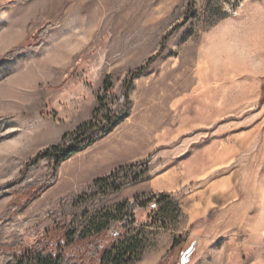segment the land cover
Segmentation results:
<instances>
[{"label":"rangeland","instance_id":"374dc122","mask_svg":"<svg viewBox=\"0 0 264 264\" xmlns=\"http://www.w3.org/2000/svg\"><path fill=\"white\" fill-rule=\"evenodd\" d=\"M258 3L0 0V264H18L4 251L43 237L61 201L134 163L140 179L104 205L167 193L181 215L171 209L161 226L153 204L138 209L144 250L132 264H264V78L217 73L194 46L200 31ZM106 80L115 121L40 193L19 192L25 206L6 216L15 190L51 177L48 158L32 162L41 150L102 121Z\"/></svg>","mask_w":264,"mask_h":264},{"label":"trees","instance_id":"16d2710c","mask_svg":"<svg viewBox=\"0 0 264 264\" xmlns=\"http://www.w3.org/2000/svg\"><path fill=\"white\" fill-rule=\"evenodd\" d=\"M51 27L52 24L46 25L40 31V35L46 34ZM21 50L23 47L16 48L7 55L8 58ZM111 88L109 81L106 80L99 92L101 106L98 112L102 116V121L94 122L92 118L87 120L75 131L65 134L58 144L45 148L36 155L32 162H38L41 158H48L52 162V175L46 182L36 180L26 188L15 190L10 205L11 209H14L8 211L6 216H11L25 206L19 199V192L37 187L34 195L40 193L54 181L56 169L62 160L103 135L106 127L115 121L117 115L107 105H103ZM138 166V163L121 166L111 174L97 179L81 195L61 201L60 219L46 229L44 236L33 245L21 243L20 248L4 251L6 258L18 264H132L141 257L144 250V240L141 237L136 211L153 204L159 217L152 223L161 226L166 224L164 221L166 219L161 220L160 216L170 214L171 209L176 219L181 215L177 201L167 193L152 195L147 200L143 199L144 195H137L132 200L114 206L104 205L126 185L140 179L141 173H136ZM124 170L127 172L122 177ZM130 176L133 177L127 184L120 183ZM183 238L175 239L163 257V262L177 251L182 245Z\"/></svg>","mask_w":264,"mask_h":264},{"label":"clouds","instance_id":"9594fccd","mask_svg":"<svg viewBox=\"0 0 264 264\" xmlns=\"http://www.w3.org/2000/svg\"><path fill=\"white\" fill-rule=\"evenodd\" d=\"M194 46L217 73L264 78V3L242 18H225L200 31Z\"/></svg>","mask_w":264,"mask_h":264},{"label":"snow or ice","instance_id":"6c2138e0","mask_svg":"<svg viewBox=\"0 0 264 264\" xmlns=\"http://www.w3.org/2000/svg\"><path fill=\"white\" fill-rule=\"evenodd\" d=\"M3 70V68H2V66H0V71H2Z\"/></svg>","mask_w":264,"mask_h":264}]
</instances>
